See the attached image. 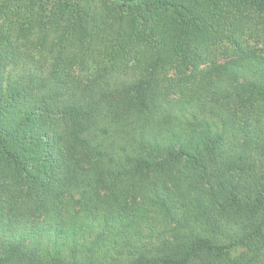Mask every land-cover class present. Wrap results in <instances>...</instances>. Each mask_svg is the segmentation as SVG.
I'll return each mask as SVG.
<instances>
[{
    "label": "trees",
    "instance_id": "obj_1",
    "mask_svg": "<svg viewBox=\"0 0 264 264\" xmlns=\"http://www.w3.org/2000/svg\"><path fill=\"white\" fill-rule=\"evenodd\" d=\"M0 264H264V0H0Z\"/></svg>",
    "mask_w": 264,
    "mask_h": 264
}]
</instances>
